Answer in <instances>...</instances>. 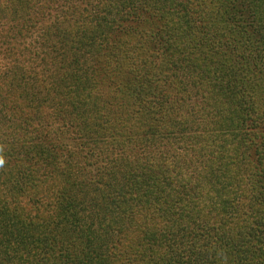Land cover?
<instances>
[{
	"label": "trees",
	"instance_id": "obj_1",
	"mask_svg": "<svg viewBox=\"0 0 264 264\" xmlns=\"http://www.w3.org/2000/svg\"><path fill=\"white\" fill-rule=\"evenodd\" d=\"M0 56V264H264V0H0Z\"/></svg>",
	"mask_w": 264,
	"mask_h": 264
},
{
	"label": "rangeland",
	"instance_id": "obj_2",
	"mask_svg": "<svg viewBox=\"0 0 264 264\" xmlns=\"http://www.w3.org/2000/svg\"><path fill=\"white\" fill-rule=\"evenodd\" d=\"M37 51L40 52L41 50L38 48ZM35 61H36V62H35L36 65H38V66H36V67H39L38 70H40L42 67L38 64V63H39V59L36 58ZM7 62H8V61H7L6 58L0 56V72L2 73V75L4 74V78H6V80H10V81H12V75H11V73L9 72V71H10V70L8 69L9 67L7 68V65H8ZM36 67H35V69H37ZM44 74L47 75L46 72H44ZM46 79H47V81H48V78H47V77H46ZM18 83L20 84V88H19V90H22V89L24 88L22 83H24V82L18 81ZM25 83L30 84L31 82L25 80Z\"/></svg>",
	"mask_w": 264,
	"mask_h": 264
},
{
	"label": "clouds",
	"instance_id": "obj_3",
	"mask_svg": "<svg viewBox=\"0 0 264 264\" xmlns=\"http://www.w3.org/2000/svg\"><path fill=\"white\" fill-rule=\"evenodd\" d=\"M3 148L0 146V168H3L5 166L6 160L5 157L2 154Z\"/></svg>",
	"mask_w": 264,
	"mask_h": 264
}]
</instances>
